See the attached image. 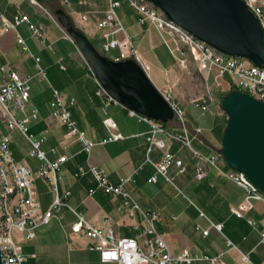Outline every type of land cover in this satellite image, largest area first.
Segmentation results:
<instances>
[{
  "label": "crops",
  "instance_id": "0c3cea01",
  "mask_svg": "<svg viewBox=\"0 0 264 264\" xmlns=\"http://www.w3.org/2000/svg\"><path fill=\"white\" fill-rule=\"evenodd\" d=\"M60 7L67 11L74 25L85 32L97 48L104 51L102 30L98 23L106 16L110 0H36V2L0 0V9L5 16L12 19L17 14H27L32 23L44 34L34 35L27 23H21L16 30L0 34V85L6 78L3 67L14 68L23 76L30 78L43 71L47 77L49 76L51 86L44 87L42 91H39L37 84L34 86L30 84V103L31 100L33 103L27 108V113L31 114L35 107L39 109L38 117L30 121V131L36 137L45 139L42 148L47 157L56 160L61 155L68 156V161L59 172L60 194L65 197L67 191L71 192L65 197L66 202L95 226L112 227L120 237H133L143 230V218L138 210L131 216L130 207L124 204L122 197L107 193L99 187L91 172L78 174L81 168L88 170L89 165L92 164L103 169L113 185H119L122 178L131 177V180L125 183V189L143 210L158 214L156 228L166 239L173 254L177 255L187 250L198 253L195 252L198 251L196 240L191 238L186 230L193 221L191 216L206 218L208 223L205 228L209 227L210 221H213L223 223L224 228L231 227V229L236 223L241 225L248 222L247 217H249L255 220L261 232L264 224L263 202H255V208L247 213L246 218L237 217L233 214L232 207L244 199V189L212 165L207 166L206 177L198 179L197 160L191 151L179 141L168 139L162 133H159L157 138L165 140L166 149L182 159L186 169L184 172H179L177 166L172 164L169 167L172 181L161 174L158 175L156 182L149 181L156 169L148 161V157L156 162L161 161L163 157V150L159 147H154L148 152L147 137L152 129L151 124L138 116L131 115L130 109L119 102L105 107V98L96 93L97 84L81 54L68 41L65 28L52 18L55 15L50 9L56 11ZM84 15L87 16L85 20ZM118 16L121 20L119 13ZM138 18L136 11L134 20L130 17L126 18L125 25L122 20L121 22L143 59L150 65L148 75L151 80L160 91L167 90L178 81L176 70L179 65L173 66L167 62L165 52L161 50L160 40L164 41V38L155 24L149 20L141 22ZM18 35L23 38L24 43L18 41ZM163 44L167 46L165 41ZM166 48L169 49L168 46ZM110 51L119 52L112 58L116 59L120 57L122 49ZM36 57L39 58L37 63L41 69L38 65L36 68ZM220 83L223 86L221 80ZM214 84L216 87V83ZM53 89H57L68 103L74 100L73 104L69 103L72 117L86 136L95 142L91 154L83 149L82 142L77 137L68 136L66 127L53 116L50 107ZM45 95L46 101L41 102V97ZM190 106L186 105L185 109L188 110ZM105 108L117 121L119 130L126 138L102 143V140L109 135L103 122ZM175 120L177 119L165 128L171 133L181 134L183 126H177L173 123ZM227 120L224 111H217L210 128L204 129L199 125L194 129L188 122L189 126L186 124L193 141L198 142L196 148L205 155L220 154L218 163L224 170L229 168L223 160L220 149ZM0 129L6 132L2 123ZM10 134L13 156L16 160L32 167L20 146V139L24 138L22 132L15 129ZM34 158L39 163L36 171L32 167L34 184L40 209L46 212L51 206L53 193L50 184L37 175L41 161L37 157ZM91 189H94V192L90 193ZM56 214L48 223L36 229L33 239H25L21 233H15V238L22 243L26 264H117L104 262L99 251L89 248V240L84 235L71 232L70 228L76 216L69 207H61ZM252 250L253 248L244 253L250 256ZM223 253L226 255V251L214 245L210 253L204 254L213 257ZM205 262L208 264L207 261Z\"/></svg>",
  "mask_w": 264,
  "mask_h": 264
},
{
  "label": "built area",
  "instance_id": "2783aa9c",
  "mask_svg": "<svg viewBox=\"0 0 264 264\" xmlns=\"http://www.w3.org/2000/svg\"><path fill=\"white\" fill-rule=\"evenodd\" d=\"M127 1L137 11L141 22L149 20L155 24L181 69L189 72L191 66L195 65L202 74L208 88H210V75H213L218 91L221 86L220 78L225 74H230L233 78L231 84L237 89L249 92L255 98L264 101V66H258L246 58L232 57L217 51L180 25L171 21L150 0ZM244 1L259 19L264 29V0ZM32 2H36V0H32ZM120 6V0H110V7L106 12V16L98 23L99 28L102 30V48L104 51L121 48L120 57L115 60L134 58L148 73L150 65L135 47L131 36L126 32L118 16L117 9ZM52 18L58 23L55 16H52ZM83 19H87V16L84 15ZM0 21V34L9 30H16L21 23H27L34 35H44L32 23L27 14H17L10 19L0 9ZM66 35L71 41H74L67 32ZM18 41L24 43L20 35H18ZM80 54L90 74L95 79L97 84L96 93L105 98V107L111 103H118L107 92L81 52ZM36 61L39 62V58L36 57ZM39 68L41 69L40 66ZM2 70L6 73V78L0 85V123L6 129V132H2L0 129V249L2 264H26L22 243L15 238V233H21L25 239H33L36 235V229L40 225L48 223L63 206L69 207L76 216L70 228L71 232L84 235L89 240V248L99 251L104 262L117 264H182L205 260L208 264H232L224 259L225 253L213 257L206 254L192 253L188 250L177 255L173 254L166 239L156 228L158 214L153 211L143 210L125 189L124 185L131 180V177L122 178L119 185H113L109 182L105 171L92 164L89 165L88 170L81 168L78 174L83 175L87 171L91 172L96 178L99 187L103 188L107 193L122 197L124 204L130 207L129 214L131 216L138 210L143 218V230L133 237H120L112 227H97L89 222L84 215L78 213L65 200V197H68L71 192L67 191L65 197H63L59 190V172L64 163L68 161V156L61 155L56 160H50L42 148L45 139L38 138L30 132V121L31 119H36L39 114V109L36 107L32 109L31 114L27 113L31 98V78L23 76L14 68L3 67ZM161 92L173 108L175 119L183 123V132L181 134L171 133L166 130L165 125L162 123L130 110L131 115L138 116L152 126L151 132L147 137L149 143L148 152L152 151L154 147H159L163 150V157L159 162L153 161L148 157V161L156 169L155 174L150 177L149 181L156 182L159 174L172 181L173 178L169 173V167L172 164L177 166L179 172H184L186 169L183 160L177 158L174 153L166 149L165 140L157 138V135L162 133L168 139L179 141L191 151L193 157L197 160L196 177L198 179L205 178L207 166L212 165L244 189V199L232 207V212L237 217L246 218L247 213L255 208V202L257 201L264 204V192L243 172L232 168L228 170L222 169L218 163L220 154L205 155L193 145V139L186 126L185 109L169 89ZM212 99V94L208 99H196V105H199L202 110H207ZM69 103L73 104L74 100ZM69 103L57 89H53V100L50 103L53 116L66 127L67 135L77 137L82 142L83 149L88 154H91L95 142L90 140L85 132L78 127L77 122L72 117ZM104 113L103 122L109 131V135L102 140V143L106 144L126 138L119 130L117 121L109 115L106 108ZM15 129L20 130L31 143V156L37 157L41 161L37 175L51 186L53 200L46 212H42L40 209L32 167L25 162L16 160L12 154L10 132ZM92 192H94V189L90 190V193ZM247 220L251 225L256 224L253 218L247 217ZM223 228V223L210 221L209 227L203 230V234L208 235L212 229H215L218 233H223ZM227 244L233 247L230 239H228ZM259 244H264V224ZM241 259L246 264H261L253 262L249 254L244 252H241Z\"/></svg>",
  "mask_w": 264,
  "mask_h": 264
},
{
  "label": "water",
  "instance_id": "95a60500",
  "mask_svg": "<svg viewBox=\"0 0 264 264\" xmlns=\"http://www.w3.org/2000/svg\"><path fill=\"white\" fill-rule=\"evenodd\" d=\"M150 1L171 21L217 51L264 66V29L244 0ZM55 14L112 97L163 125L175 119L169 102L134 58L108 57L72 23L64 8H58ZM221 107L228 117L221 155L229 168L243 172L264 192V101L233 89L222 95Z\"/></svg>",
  "mask_w": 264,
  "mask_h": 264
},
{
  "label": "rangeland",
  "instance_id": "374dc122",
  "mask_svg": "<svg viewBox=\"0 0 264 264\" xmlns=\"http://www.w3.org/2000/svg\"><path fill=\"white\" fill-rule=\"evenodd\" d=\"M53 8H51L50 10L51 12H53L52 14L56 16ZM117 10L124 25L126 18L131 17V19L134 20V18L136 17V10L129 4L127 0H121V6L118 7ZM68 41L72 43L76 47V51L80 53L77 44L71 41L69 38ZM160 42H162L161 50L165 52L164 55L166 57L167 62L170 65L176 66L178 62L174 58V56H172L169 49L166 48L167 46L166 47L164 46L163 39L160 40ZM99 50L110 58H113L116 54H119L118 51L115 52V51H102L101 49ZM35 64L37 68L38 67L37 61H35ZM176 76L178 81L175 85H173V87H169V90L172 92L176 100L180 103V105L184 109L186 105H191L188 108V110L185 109L186 124L187 125L188 123L191 124L194 129H196L197 126L199 125L202 126L204 129H206V127L210 128V126L213 124L214 114L217 111H223L221 107V97L223 95L222 93L231 90L232 87H235L234 85L229 83L230 81L233 80L232 76L230 74H225L223 77L220 78V80L223 82V86L219 87L220 89L219 91L217 87H215L213 75H210V80H209L210 88H208L205 80L202 77V74L199 72V70L195 65L191 66L189 72L181 69L180 66H178L176 70ZM48 77L47 75H45L43 71L39 75L32 76L30 84L31 86L37 84L39 91H42L44 87L51 86V81L49 80ZM210 92L213 96V99L210 101L211 104L207 110H202L199 105H196L197 102L196 99L199 100L208 99L209 96H211ZM46 98H47L46 95L42 96L40 99L41 102H45ZM32 103L33 100H31V103L28 104V107H30V104ZM173 123H175L179 127H182L183 125V123L179 120H175ZM165 126L166 128L169 127L168 124H166ZM203 133L205 134V131H203ZM22 136L24 138L20 139V146L24 154L27 156L26 160L28 161V163L32 165L33 169L36 171L38 169L39 163H37L36 158L30 155L31 144L29 140L24 135ZM196 143H198L197 140H194L193 145L195 147L197 145ZM223 160L225 161L224 157ZM191 218L193 219V221L188 225V227H186V230L192 236L191 238H194L197 242L196 245L198 247L197 249L198 251L195 252H198L199 254H204L207 252L210 253L211 247H213L214 245H218L224 251H226V255L224 256V259L227 262L233 264H244L241 259V252H248L249 249L253 248V250L251 251L253 252V254H251L250 252V258L255 262H261L262 264H264V244H259L261 240V232L259 225L256 224L251 225L246 221V223H243L241 225L236 223L235 225L232 226L233 227L232 229L231 227H225L223 233H218L214 230H211L210 234L204 235L203 230L207 226L208 220L203 217L196 218L191 216ZM228 239H230L233 243L232 248H230V246H228L227 244ZM205 263L206 262L203 260H198V261H194L193 263H184V264H205Z\"/></svg>",
  "mask_w": 264,
  "mask_h": 264
},
{
  "label": "trees",
  "instance_id": "16d2710c",
  "mask_svg": "<svg viewBox=\"0 0 264 264\" xmlns=\"http://www.w3.org/2000/svg\"><path fill=\"white\" fill-rule=\"evenodd\" d=\"M72 23H73V21H72ZM74 24V23H73ZM233 89H237L236 87H232L231 88V90H233ZM230 91V90H229ZM228 91H226V92H223L222 94H225V93H227Z\"/></svg>",
  "mask_w": 264,
  "mask_h": 264
}]
</instances>
